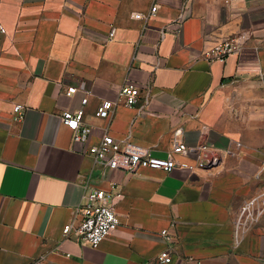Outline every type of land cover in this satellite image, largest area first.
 <instances>
[{
    "label": "crops",
    "instance_id": "1",
    "mask_svg": "<svg viewBox=\"0 0 264 264\" xmlns=\"http://www.w3.org/2000/svg\"><path fill=\"white\" fill-rule=\"evenodd\" d=\"M227 40L237 51L213 60ZM82 82L91 144L109 133L167 158L181 128L185 145L224 151L220 165L132 175L96 165L61 121L83 109L85 94L66 95ZM126 83L151 92L143 112L119 97ZM105 101L116 109L97 118ZM84 185L112 195L120 220L98 248L63 235L82 221ZM262 189L264 0H0V264H164L168 248L171 264H264V216L239 245L234 235Z\"/></svg>",
    "mask_w": 264,
    "mask_h": 264
},
{
    "label": "built area",
    "instance_id": "2",
    "mask_svg": "<svg viewBox=\"0 0 264 264\" xmlns=\"http://www.w3.org/2000/svg\"><path fill=\"white\" fill-rule=\"evenodd\" d=\"M233 0H225L229 3ZM156 9H153V11ZM136 19L145 18L141 14L135 15ZM184 14L178 19V23L184 20ZM115 30L109 34L110 39L115 37ZM238 41L227 40L215 47L209 54L215 61L225 62L228 56L234 54L238 48ZM78 92L85 94L82 99L83 109L77 112L66 111L61 116L62 123L72 132V140L75 143L86 146V154L94 159L96 165L104 169L135 174L140 170H159L170 173L176 168L186 169L191 173L199 170H212L217 168L225 155V152L216 147L203 143L197 146H187L179 138L183 130L178 128L174 131V143L169 151L167 158H156L152 155L151 149L143 147L130 138L115 139L109 133L102 136L96 144H91V129L83 123L84 107L89 102L91 91L87 89L85 82L80 83L78 87L68 88L67 96H73ZM143 90L133 83H126L122 86L119 97L125 101V106L137 108L143 112L149 105L151 92L147 89L145 94ZM143 99V104L140 105ZM117 104L112 101L103 102L96 111V117L101 119H110L116 109ZM25 111L23 105L17 104L14 107L16 118L22 119ZM194 157V161H180L179 157ZM82 203L77 212L81 214L82 221L75 228L70 223L63 229L65 237L75 230L81 241L91 248H98L105 238L118 230L120 220L115 210L114 197L104 191L92 189L87 185L83 187ZM264 216V189L250 200L244 202L235 219V243L239 245L251 228L257 224ZM166 242L170 243L172 237L168 230L162 232ZM159 260L164 264L172 263L170 249L163 251Z\"/></svg>",
    "mask_w": 264,
    "mask_h": 264
}]
</instances>
